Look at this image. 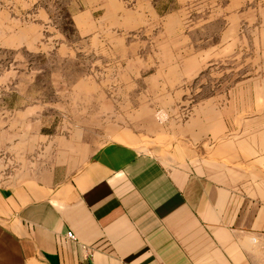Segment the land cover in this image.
I'll use <instances>...</instances> for the list:
<instances>
[{
  "label": "rangeland",
  "instance_id": "1",
  "mask_svg": "<svg viewBox=\"0 0 264 264\" xmlns=\"http://www.w3.org/2000/svg\"><path fill=\"white\" fill-rule=\"evenodd\" d=\"M263 87L264 0H0V184L197 114L264 148Z\"/></svg>",
  "mask_w": 264,
  "mask_h": 264
},
{
  "label": "crops",
  "instance_id": "2",
  "mask_svg": "<svg viewBox=\"0 0 264 264\" xmlns=\"http://www.w3.org/2000/svg\"><path fill=\"white\" fill-rule=\"evenodd\" d=\"M194 122L154 148L72 141V162L0 184V264H264V148Z\"/></svg>",
  "mask_w": 264,
  "mask_h": 264
},
{
  "label": "built area",
  "instance_id": "3",
  "mask_svg": "<svg viewBox=\"0 0 264 264\" xmlns=\"http://www.w3.org/2000/svg\"><path fill=\"white\" fill-rule=\"evenodd\" d=\"M66 236L73 239V240L76 239L75 235L73 234V232L71 230L66 231Z\"/></svg>",
  "mask_w": 264,
  "mask_h": 264
}]
</instances>
